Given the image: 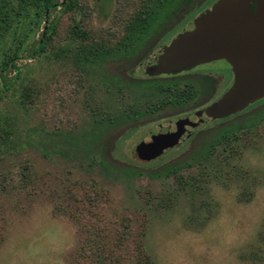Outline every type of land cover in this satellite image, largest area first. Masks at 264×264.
Here are the masks:
<instances>
[{
	"label": "rangeland",
	"instance_id": "rangeland-1",
	"mask_svg": "<svg viewBox=\"0 0 264 264\" xmlns=\"http://www.w3.org/2000/svg\"><path fill=\"white\" fill-rule=\"evenodd\" d=\"M216 1L192 0L168 25L166 40L150 42V54L141 48L93 63L81 49L115 50L142 5L156 7V0H76L74 10L50 18L53 32L42 54L24 53L18 77L0 88V264H101L105 246L118 256L111 264H264V121L246 134V150L239 132L219 148L225 155L153 177L198 149L212 127L243 124L264 99L196 127L169 148L156 142L166 151H150L151 158L144 151L147 160L137 151L141 144L152 145L203 108L175 113L167 105L150 118L128 119L130 108L143 110L162 97L134 83L156 77L147 72L162 50ZM32 3L18 33L28 46L40 36ZM75 25L85 39L75 37ZM227 69L214 61L193 73L225 75L215 99L228 86ZM107 117L121 122L108 133ZM127 167L139 174L126 175Z\"/></svg>",
	"mask_w": 264,
	"mask_h": 264
},
{
	"label": "trees",
	"instance_id": "trees-1",
	"mask_svg": "<svg viewBox=\"0 0 264 264\" xmlns=\"http://www.w3.org/2000/svg\"><path fill=\"white\" fill-rule=\"evenodd\" d=\"M192 0H156V7L151 3L142 5L138 11L135 19L130 24V31L127 37L123 38L115 48V50H104L103 47H91L83 51L81 49V57L88 58L93 63L97 60H107L118 56H129L145 52L147 46V39L154 30L158 27H163L175 18L178 12L190 5ZM31 0H0V88L8 89V77L13 76V79L18 77L17 63H20L24 58L22 55L28 52L29 57L40 56L43 52L44 46L48 44L51 34L53 32V25H48L51 17L58 12H71L77 7L76 0H35L32 3L36 9V20L33 27L39 31V39L33 40L32 43L26 45L27 36H20V31H23L27 24L29 17L28 6H31ZM48 29V32H47ZM35 30V31H36ZM73 34L76 38L85 39L86 33L75 25ZM23 35V34H21ZM27 46L30 49L27 50ZM13 82V81H12ZM136 87H149L155 90V94L161 95L158 101L145 104L143 110L130 108V115L128 119L136 122L139 118H150L154 113L162 110L167 105H172L175 109H197L201 106L199 102L201 98L208 94L211 88V79L200 77L197 83L191 81L179 80L177 77L170 78H152L151 80H141L134 83ZM144 113V114H143ZM264 121V108H260L256 113L250 114L245 118L243 124H230L225 126L214 127L206 132L209 139L201 143V146L193 151L187 158L182 160L172 161L164 165L160 170L153 174V177L169 176L176 174L179 171L190 167L191 164L197 162L200 157L214 156L217 154H224L219 149L224 143H230V139L236 133H242L243 139L241 143V152L246 150L244 145L246 134H250L253 129H256L260 123ZM120 120L113 117H107V122L102 132L108 133L109 130L119 127ZM98 132H96L97 134ZM100 136V135H99ZM219 149V150H218ZM231 150V151H230ZM229 151V153H228ZM219 152V153H218ZM233 155L235 150L227 149L226 154ZM225 155V154H224ZM98 162L104 168H111L104 161L103 157H99ZM112 169V168H111ZM123 173L128 176H135L139 174L138 170L132 167L121 169ZM126 229V228H125ZM141 238V237H140ZM119 244L114 246L115 250L119 248ZM115 252L109 250L105 246V252L102 251L100 258L101 264H111L116 259Z\"/></svg>",
	"mask_w": 264,
	"mask_h": 264
},
{
	"label": "water",
	"instance_id": "water-1",
	"mask_svg": "<svg viewBox=\"0 0 264 264\" xmlns=\"http://www.w3.org/2000/svg\"><path fill=\"white\" fill-rule=\"evenodd\" d=\"M219 60L227 62L234 75L229 90L211 106L172 128L174 134L173 131L159 134L152 145L141 144L137 150L140 158L147 160L144 151L149 152L148 155L150 151L160 154L166 151V146L161 145L172 141L170 146L174 145L196 127L226 119L264 99V0L216 1L193 21L190 30L177 35L162 50L156 65L147 73L168 75ZM179 131L182 134L178 137L176 132ZM171 133L175 137H170ZM156 142H160L162 148L155 146Z\"/></svg>",
	"mask_w": 264,
	"mask_h": 264
},
{
	"label": "flooded vegetation",
	"instance_id": "flooded-vegetation-1",
	"mask_svg": "<svg viewBox=\"0 0 264 264\" xmlns=\"http://www.w3.org/2000/svg\"><path fill=\"white\" fill-rule=\"evenodd\" d=\"M191 3V2H190ZM213 6V5H212ZM211 8V7H210ZM209 8V9H210ZM206 10H208V9H204L203 10V12H205ZM203 12H201L200 14H202ZM199 14V15H200ZM198 15V16H199ZM198 16H196V18L198 17ZM178 20H177V19ZM196 18H194L193 20H192V23H191V25L193 24V21L196 19ZM177 20L178 22H179V20L181 19V17L179 18L178 17V15H175V18H173L172 20H170L169 21V23L167 24V25H165V26H163V27H158L157 28V30H154V32H153V34H151L150 36H149V38L147 39V46H145V52L147 53V51L149 52V44H150V42H152V41H156L157 42V40H159V41H161L162 39H165V37L168 35V33H170L171 31H172V27H170V28H167L168 27V25H170V23L173 21V20ZM182 32H184V31H182ZM181 32V33H182ZM179 35V34H178ZM161 38V39H160ZM166 40V39H165ZM172 41V40H171ZM170 41V42H171ZM170 44V43H169ZM144 52V53H145ZM151 52V51H150ZM147 54H150V53H147ZM219 61H224V60H219ZM225 62V61H224ZM226 63V66H227V72H225V74L227 73V75H228V77H229V80L227 81L228 83H227V87H226V90H225V92L226 91H228L229 90V88L232 86V84H233V81H234V75H233V73H232V70H231V67H230V65L227 63V62H225ZM210 64V63H209ZM202 65H207V64H202ZM202 65H198V66H195V67H190V68H187V69H185V70H183V71H180V72H178V73H171V74H168L167 76H165V75H162L164 78H170V77H177L179 80H184V81H191V82H194V80L195 81H197L198 79H200V77H202V78H206V79H211V81H212V85H211V88L209 89V92H208V94H206L204 97H202L201 98V101L199 102V104H201V106L199 107V108H197V109H188V108H183V109H175L176 110V112L175 113H180V112H188L189 111V113L190 112H196V110H200V109H205V108H207V107H209V106H211L213 103H215L217 100H219L223 95H224V93H222L220 96H217L215 99H212L213 98V96H214V93H215V91L217 90L218 91V89H219V87L221 86V84L222 83H224L223 82V80H224V76L225 75H221L220 74V80H217L216 78H214V77H211V76H209V75H207V74H201V73H193V71L196 69V68H198L199 66H202ZM161 76V75H160ZM154 78H160V77H154ZM230 80L232 81V82H230ZM230 82V83H229ZM263 100V99H262ZM261 101V100H260ZM259 102V101H258ZM257 103V102H256ZM202 109V110H203ZM246 110V109H245ZM245 110H243V111H245ZM221 120H225V119H219V120H215V121H211V122H209V124L210 123H214V122H218V121H221ZM202 126V125H201ZM220 125H218V126H215V127H219ZM223 126H225V125H223ZM212 128H214V127H212Z\"/></svg>",
	"mask_w": 264,
	"mask_h": 264
}]
</instances>
